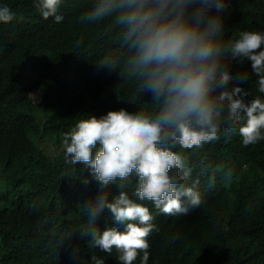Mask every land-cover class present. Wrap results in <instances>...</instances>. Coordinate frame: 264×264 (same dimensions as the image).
I'll return each instance as SVG.
<instances>
[{
  "label": "trees",
  "instance_id": "obj_1",
  "mask_svg": "<svg viewBox=\"0 0 264 264\" xmlns=\"http://www.w3.org/2000/svg\"><path fill=\"white\" fill-rule=\"evenodd\" d=\"M35 3L0 0L15 14L11 23H0V264H91L93 255L120 264L115 251L91 247L83 230L90 204L103 192L111 202L122 189L118 183L101 189L86 165L67 163L63 137L89 116L151 111L153 98L146 92L136 98L134 82L123 80L119 69L97 67L105 55L126 53L115 33L106 34L107 21L79 22L94 0H62L59 23L45 20ZM225 4L210 13L220 15L225 40L242 31L264 34V0ZM223 63L235 78L229 90L240 87L246 104L264 100L250 60ZM49 138L57 150L43 145ZM173 150L186 157L193 169L188 183L199 180L205 202L178 217L141 202L159 229L152 242L148 238V264H264V141L244 146L237 133L200 149ZM136 182L133 175L124 189L133 199ZM96 226H115L109 209ZM133 264H141L140 257Z\"/></svg>",
  "mask_w": 264,
  "mask_h": 264
},
{
  "label": "clouds",
  "instance_id": "obj_2",
  "mask_svg": "<svg viewBox=\"0 0 264 264\" xmlns=\"http://www.w3.org/2000/svg\"><path fill=\"white\" fill-rule=\"evenodd\" d=\"M62 0H36L35 7L47 20L61 22ZM225 0H94L79 17L81 24L107 21L106 34L115 33L120 52L96 62L98 68L119 69L120 77L135 84L134 95L152 96L151 111H109L99 119H80L63 137L67 163L86 165L101 189L117 184L122 189L111 202L103 192L89 206L90 246L111 255L120 264L138 257L148 264L152 232L159 231L154 216L141 203L151 202L159 213L188 215L205 201L199 180L183 150L200 149L221 136L239 134L244 146L264 141V100L246 104L243 90L228 85L234 77L225 59L251 61L264 93V34L242 31L224 39L220 13ZM15 14L0 6V23L9 24ZM247 95V93H243ZM93 152L95 156L93 158ZM135 175L130 198L126 182ZM226 175H230L226 173ZM107 208L114 225L101 231L96 219ZM122 227V230L120 228ZM177 237L170 238L174 242ZM91 264H104L93 255Z\"/></svg>",
  "mask_w": 264,
  "mask_h": 264
},
{
  "label": "rangeland",
  "instance_id": "obj_3",
  "mask_svg": "<svg viewBox=\"0 0 264 264\" xmlns=\"http://www.w3.org/2000/svg\"><path fill=\"white\" fill-rule=\"evenodd\" d=\"M43 145L47 148V150H57L58 144L53 139H47Z\"/></svg>",
  "mask_w": 264,
  "mask_h": 264
},
{
  "label": "bare ground",
  "instance_id": "obj_4",
  "mask_svg": "<svg viewBox=\"0 0 264 264\" xmlns=\"http://www.w3.org/2000/svg\"><path fill=\"white\" fill-rule=\"evenodd\" d=\"M194 175H195V174H194ZM198 176H199V175H198ZM205 181H207V180H205ZM208 181H209V180H208ZM209 182H210V181H209ZM214 183H215V182H214ZM216 183H217V182H216ZM216 186H217V185H216ZM216 186H215V187H216Z\"/></svg>",
  "mask_w": 264,
  "mask_h": 264
}]
</instances>
